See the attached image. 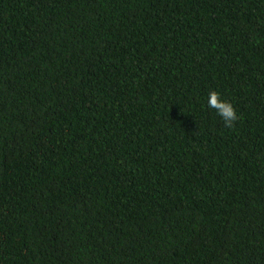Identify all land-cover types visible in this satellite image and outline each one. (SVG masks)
Wrapping results in <instances>:
<instances>
[{
    "label": "trees",
    "instance_id": "obj_1",
    "mask_svg": "<svg viewBox=\"0 0 264 264\" xmlns=\"http://www.w3.org/2000/svg\"><path fill=\"white\" fill-rule=\"evenodd\" d=\"M0 264H264V0H0Z\"/></svg>",
    "mask_w": 264,
    "mask_h": 264
},
{
    "label": "clouds",
    "instance_id": "obj_2",
    "mask_svg": "<svg viewBox=\"0 0 264 264\" xmlns=\"http://www.w3.org/2000/svg\"><path fill=\"white\" fill-rule=\"evenodd\" d=\"M206 103L208 108L215 110L226 127H231L239 118L233 104L223 98L217 90H209Z\"/></svg>",
    "mask_w": 264,
    "mask_h": 264
}]
</instances>
